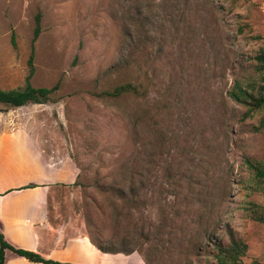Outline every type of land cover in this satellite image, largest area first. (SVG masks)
<instances>
[{"label":"rangeland","instance_id":"374dc122","mask_svg":"<svg viewBox=\"0 0 264 264\" xmlns=\"http://www.w3.org/2000/svg\"><path fill=\"white\" fill-rule=\"evenodd\" d=\"M37 16L29 83L58 86L44 104L0 105V139L60 173L49 219L79 242L74 261L214 264L232 236L241 264H264V223L246 211L264 209V183L245 164L264 165V109L243 118L229 98L257 76L264 0H0L1 90L26 84ZM7 172L33 178L1 143Z\"/></svg>","mask_w":264,"mask_h":264},{"label":"crops","instance_id":"0c3cea01","mask_svg":"<svg viewBox=\"0 0 264 264\" xmlns=\"http://www.w3.org/2000/svg\"><path fill=\"white\" fill-rule=\"evenodd\" d=\"M8 141L10 140L0 139V144L6 147V151L14 149L20 155L22 164L33 170V178H28L23 184H17L16 172L0 174V232L4 239L17 249L35 252L46 260L77 264L76 258L80 255L75 252L79 251V242L74 238L66 237L63 228L60 231L50 223L49 219L48 202L54 187L63 180L60 173L45 169L38 159L30 161L29 155L32 156L33 151L27 153L18 151L11 141ZM32 163L36 164L35 167ZM30 186L32 187L28 188ZM9 221L14 222L15 225H8ZM87 249L91 253L94 252L95 247L90 245ZM11 254L13 253L6 252L4 264L19 263L12 259ZM128 256L142 261L140 257Z\"/></svg>","mask_w":264,"mask_h":264},{"label":"trees","instance_id":"16d2710c","mask_svg":"<svg viewBox=\"0 0 264 264\" xmlns=\"http://www.w3.org/2000/svg\"><path fill=\"white\" fill-rule=\"evenodd\" d=\"M40 33L39 16L36 18V23L33 31V38L31 44L30 54L27 60L28 75L26 77V84L23 88L1 90L0 89V105H6L14 108L23 107L29 104H44L49 100L50 94L53 93L58 85L51 89L47 88H34L29 83V80L34 72V47L33 44L38 38ZM258 65L254 69L257 74L256 78L250 82L244 83L236 80L229 93V98L236 104L247 108V112L243 118L252 116L253 112H258L264 109V51L257 56ZM135 87L130 84H124L114 88L110 95H120L133 92ZM246 167L251 171V179L254 181L255 186L264 183V165L250 160H245ZM32 186L28 187L31 188ZM252 188V187H251ZM253 220L264 223V209L258 204L249 203L246 209ZM103 253H110L105 249L96 246ZM215 249V263L214 264H241L240 259L246 253V244L232 236L225 244H214ZM6 252L13 253L17 256L33 264H71L60 263L52 260H46L39 254L23 249H17L10 245L0 232V264H4ZM251 264H261L257 261Z\"/></svg>","mask_w":264,"mask_h":264}]
</instances>
